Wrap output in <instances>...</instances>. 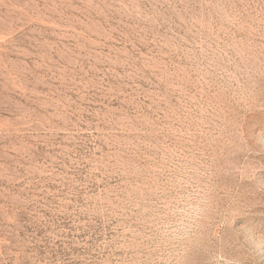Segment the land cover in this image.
Wrapping results in <instances>:
<instances>
[{
    "label": "rangeland",
    "instance_id": "1",
    "mask_svg": "<svg viewBox=\"0 0 264 264\" xmlns=\"http://www.w3.org/2000/svg\"><path fill=\"white\" fill-rule=\"evenodd\" d=\"M264 264V0H0V264Z\"/></svg>",
    "mask_w": 264,
    "mask_h": 264
},
{
    "label": "clouds",
    "instance_id": "2",
    "mask_svg": "<svg viewBox=\"0 0 264 264\" xmlns=\"http://www.w3.org/2000/svg\"><path fill=\"white\" fill-rule=\"evenodd\" d=\"M203 212L202 199L194 195L191 197L188 206L181 212L182 218L165 230L164 238L169 246L167 249V264H184L187 240Z\"/></svg>",
    "mask_w": 264,
    "mask_h": 264
}]
</instances>
